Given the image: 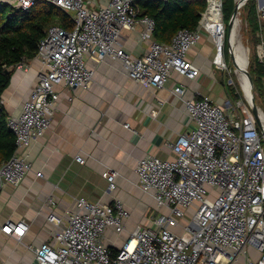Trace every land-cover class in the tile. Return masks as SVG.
<instances>
[{"label": "built area", "instance_id": "2783aa9c", "mask_svg": "<svg viewBox=\"0 0 264 264\" xmlns=\"http://www.w3.org/2000/svg\"><path fill=\"white\" fill-rule=\"evenodd\" d=\"M38 1L0 0V6L29 11ZM44 1L69 13L73 28L52 26L39 43L36 58L44 69L21 113L8 118L16 151L0 165V196L5 186L20 187L33 171L24 152L49 130L60 101L58 88L86 89L93 83L95 70L88 60L118 61L130 80L161 90L174 74L190 80L200 75L187 56L209 34L215 45L214 63L227 68L222 0L221 19L208 18L210 0H206L199 27L181 29L170 44L156 41L155 21L138 15L140 0H109L97 8H90L88 0ZM258 3L257 18L264 21V0ZM138 27L148 47L143 56L134 58L125 51L121 36ZM257 35L262 38L257 63L264 67V34ZM171 92L184 101L196 128L170 144L174 160L145 156L135 168L140 190L154 201L159 215L136 225L116 247L107 243L108 233L120 240L131 211L116 198L112 204L79 198L75 209L63 216L49 213V239L38 247L26 245L33 253L29 264H233L240 256L248 264H264V111L259 108L258 125L244 91L245 100L228 101L225 108L209 96L186 100L182 85ZM76 160L85 163L82 156ZM118 175L115 171L104 175L109 181L107 193L116 190ZM36 176L42 177V172ZM46 205L54 208V198L49 197ZM29 229L24 221L7 220L0 226L3 235L20 242ZM249 248L259 252L258 261L249 257Z\"/></svg>", "mask_w": 264, "mask_h": 264}, {"label": "crops", "instance_id": "0c3cea01", "mask_svg": "<svg viewBox=\"0 0 264 264\" xmlns=\"http://www.w3.org/2000/svg\"><path fill=\"white\" fill-rule=\"evenodd\" d=\"M89 1L93 4H88L90 8H97L107 5L109 0ZM141 33V27L122 32L123 47L134 58L147 51L148 43L143 41ZM214 57V42L205 34L187 56L200 70L195 80L174 74L163 89L155 90L130 80L118 61L96 64L88 60L89 68L95 70L89 88L59 87L58 110L49 130L24 152L33 171L20 187L5 186L1 193L0 226L7 220L24 221L30 229L21 242L0 232V264H29L33 253L26 245L38 247L49 239L50 225L46 220L49 213L63 216L67 210L75 209L79 198L103 204H112L116 198L131 211V220L120 240L108 233L107 243L116 247L136 225L145 224L153 217L151 210L159 215L154 201L138 186L136 165L145 156L174 160L170 144L179 134L196 128L184 101L171 92L175 86L186 89V100L209 96L224 108L228 101L236 102L227 92V81L216 78V70H223L224 77L226 69L217 66ZM42 69L43 64L37 58L11 69L10 85L2 94L10 116L21 113ZM231 81L239 99L245 100L240 79L235 85ZM77 156L84 157L85 163H79ZM108 171L119 174L112 193H107L109 181L104 177ZM37 172H42V177H37ZM49 197L54 198V208L46 205ZM173 230L182 233L180 229ZM12 241L18 242L20 248H15ZM248 255L253 261L260 259L254 248L248 249ZM233 264H248V261L240 256Z\"/></svg>", "mask_w": 264, "mask_h": 264}, {"label": "trees", "instance_id": "16d2710c", "mask_svg": "<svg viewBox=\"0 0 264 264\" xmlns=\"http://www.w3.org/2000/svg\"><path fill=\"white\" fill-rule=\"evenodd\" d=\"M247 2V9L250 5L253 8L249 15L252 30H257L256 0ZM137 4L140 17H150L155 21L154 38L163 44H170L181 29L196 30L208 6L206 0H140ZM234 5L235 0H223V15L228 16V23ZM52 26L71 30L72 16L44 0H39L29 11H14L9 5L0 6V165L16 151V138L8 126L10 114L2 101V94L11 82V69L36 58L39 43ZM225 54H228L227 46ZM258 67L264 79V67L259 64ZM235 90L232 85L227 88L233 101L240 97Z\"/></svg>", "mask_w": 264, "mask_h": 264}, {"label": "rangeland", "instance_id": "374dc122", "mask_svg": "<svg viewBox=\"0 0 264 264\" xmlns=\"http://www.w3.org/2000/svg\"><path fill=\"white\" fill-rule=\"evenodd\" d=\"M223 2V0H222ZM248 3V2H247ZM247 3L246 5L239 11L240 15L239 18L241 19V24L239 26V33L238 36L240 37L242 43L249 49V55H250V62L248 65V71L251 72V76L253 79V83H254V88H255V95H256V103H258L259 108H261L264 111V82H262V77L259 74V67H258V63H257V50H258V46L260 45L262 38L259 37L256 32H260L261 34H264V21L259 20L258 18L256 19L257 21V26L259 30H252V25L253 23L251 22V20L249 19V15L252 12V7H248L249 9H247ZM257 8H259V3L258 0H256V12H257ZM234 9H235V5L233 8V13H234ZM232 13V15H233ZM242 15V16H241ZM73 21V20H72ZM224 21L225 23H228V16L225 15L224 16ZM251 22L252 24L250 25ZM242 33V34H241ZM227 68L225 70V76H222V71L223 70H216V78L219 81H222L224 79V81L228 83V85H230V81L232 80V82L234 81V85L237 84L238 81V77L235 73V65L233 60L230 58V51L228 50V54H226L225 56H227ZM264 81V80H263ZM253 88V91H254ZM228 100V99H227ZM154 211V212H153ZM153 216H155L156 214V210H151L150 212ZM157 215V214H156ZM12 245L15 248H18L20 246V244L18 242H11ZM20 248V247H19ZM18 248V249H19Z\"/></svg>", "mask_w": 264, "mask_h": 264}, {"label": "bare ground", "instance_id": "6f19581e", "mask_svg": "<svg viewBox=\"0 0 264 264\" xmlns=\"http://www.w3.org/2000/svg\"><path fill=\"white\" fill-rule=\"evenodd\" d=\"M239 3V11L246 5L245 0H237ZM240 12L238 13L230 38V45L232 50V55L234 57L235 63V73L240 79L242 91H244L246 97L251 99L252 88L249 83L247 76L244 73L245 69H248V65L250 62L249 49L242 43L239 33V26L241 24V19L239 18ZM208 18L211 20H219L221 19V2L220 0H210V9L208 13ZM242 16V15H241ZM242 34V33H241Z\"/></svg>", "mask_w": 264, "mask_h": 264}, {"label": "water", "instance_id": "95a60500", "mask_svg": "<svg viewBox=\"0 0 264 264\" xmlns=\"http://www.w3.org/2000/svg\"><path fill=\"white\" fill-rule=\"evenodd\" d=\"M248 0H245V3H247ZM239 3L237 0H235V9H234V13L231 17V20L229 22V24L227 25V45H228V48H229V51H230V55H231V58L234 60V57L232 55V50H231V45H230V38H231V32H232V29H233V26H234V23H235V20H236V17L239 13ZM235 65V63H234ZM236 66V65H235ZM244 73L245 75L247 76L248 80H249V83L251 85V88H252V91H253V81H252V77L248 71V69H245L244 70ZM251 104H252V112L257 120V123L258 125H260V121H259V111H258V108H257V105H256V100H255V96H254V93L252 92L251 93Z\"/></svg>", "mask_w": 264, "mask_h": 264}]
</instances>
